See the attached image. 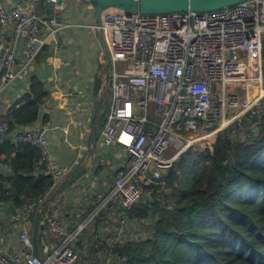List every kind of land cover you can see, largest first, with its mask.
Listing matches in <instances>:
<instances>
[{"label":"built area","instance_id":"1","mask_svg":"<svg viewBox=\"0 0 264 264\" xmlns=\"http://www.w3.org/2000/svg\"><path fill=\"white\" fill-rule=\"evenodd\" d=\"M60 1L16 0L10 8L0 1V69H6L0 72V94L20 75L19 44L24 46L26 63H32L47 44L55 42L61 27L54 9ZM40 4L45 6L44 16L38 10ZM50 5L52 14L47 13ZM25 6L31 7L26 10ZM87 28L101 37L100 100L107 80L111 84V101L98 141L104 148H120L125 158L110 190L84 222L67 232L65 224L43 213V208L39 253L32 251L31 226L26 224L18 233L19 250L3 249L0 264H79L77 236L85 225L102 217L111 230L104 235L100 230L95 245L110 255L120 242L129 212L135 204L151 199L154 187L164 186L166 175L185 152L209 148L218 134L242 131L245 120L264 118V0H247L207 13L129 15L111 9L102 15L99 27ZM251 51L257 59L256 77L249 67ZM256 79L260 94L248 102L247 86ZM6 132L7 124L0 120V137ZM14 142L38 151L42 173L54 185L69 171L53 167L44 129L19 128ZM41 202L36 209L23 205L24 216L30 218ZM90 264H101L98 255H92Z\"/></svg>","mask_w":264,"mask_h":264},{"label":"trees","instance_id":"2","mask_svg":"<svg viewBox=\"0 0 264 264\" xmlns=\"http://www.w3.org/2000/svg\"><path fill=\"white\" fill-rule=\"evenodd\" d=\"M261 56L263 76L264 39ZM98 88L96 77L95 91ZM48 98L40 79L30 77L28 92L16 102L18 106L1 115L6 133L32 126ZM244 124L241 134L230 129L218 134L209 148L188 150L179 158L178 185H174L175 169L165 177L171 190L165 198L169 209L156 200L157 186L151 201L145 199L130 211L132 217L145 219L150 207L158 219L148 239L113 247L111 256H117L119 264H264V118ZM1 154L11 174H0V204L36 209L55 186L49 175H35L38 151L0 141Z\"/></svg>","mask_w":264,"mask_h":264},{"label":"crops","instance_id":"3","mask_svg":"<svg viewBox=\"0 0 264 264\" xmlns=\"http://www.w3.org/2000/svg\"><path fill=\"white\" fill-rule=\"evenodd\" d=\"M6 7H13L16 0H0ZM61 2V1H60ZM38 10L45 15V6L40 4ZM29 10L31 6H25ZM65 2L55 7L59 20L63 18L61 11L67 9ZM79 15L70 13L65 19L67 22L60 24V39L57 47L56 41L45 46L32 63H26L24 46H17L18 65L21 66L20 75L14 82L0 94V118L5 114L25 93L28 92L30 77L35 76L44 84L49 93V98L40 109L38 120L28 127L44 129L49 152L54 168L70 169L82 157H87L90 149V130L88 128L89 116L92 114L95 102L100 100L99 91L104 80V73L99 64V51L101 50V37L86 33L87 26L73 21ZM80 25V26H79ZM68 28H73L69 31ZM82 30H78V29ZM44 38V34H43ZM95 59L98 63L96 72H85L78 75V65H90ZM99 80V88L95 91V79ZM72 93L71 97H66ZM105 95V93H104ZM16 104V105H15ZM46 117V122L42 118ZM21 128V127H20ZM16 131V130H15ZM11 131L1 137V142H9L11 146H17L14 142V132ZM94 162L89 177L82 180L81 188L77 184L72 186L60 185L63 179L49 190L43 201H47L43 213L54 215L60 222L65 224L67 232H72L88 217L94 205L103 198L112 186L115 171L122 165L125 153L118 147L104 148L99 141L94 143ZM38 162L35 164V175L42 173ZM0 174H11L6 157L0 155ZM60 188V189H59ZM32 220L25 217L21 208H15L11 202L0 204V252L8 250L15 252L18 249V233L24 225H32ZM105 218H100L84 226L77 236L75 248L80 256L79 264H88L92 255L106 258V253L100 251L96 237L100 230H107ZM41 241H39V244ZM87 249V252H86ZM83 258L85 261H83ZM109 261V259H107Z\"/></svg>","mask_w":264,"mask_h":264},{"label":"water","instance_id":"4","mask_svg":"<svg viewBox=\"0 0 264 264\" xmlns=\"http://www.w3.org/2000/svg\"><path fill=\"white\" fill-rule=\"evenodd\" d=\"M90 4L94 10V24L99 27L101 25L102 15L111 10L116 9L122 11L125 14H141V15H163L171 13H207L218 11L226 8L234 7L240 3L247 0H89ZM61 3L58 2L57 5ZM53 5L49 6L48 14H52ZM48 32H46L47 34ZM56 45L59 46L60 39L58 35H54ZM5 68H1L0 72L4 73ZM107 80V73H106ZM110 81L107 80V84L103 86L102 91L105 93L102 100L95 102V107L93 108L92 114L89 116L88 128L90 130V149L87 157H82L63 177V182L60 188L63 186H72L77 184L81 188L82 180L89 177L90 171H92V166L94 162V143L98 142V135L102 129L105 116L111 101L110 94ZM59 188V189H60ZM151 201V199H149ZM47 201L41 202L40 206L33 215L30 239L32 243L33 253H39V241L41 244L43 240L42 226L39 225V221L42 216V209L46 206ZM140 202L135 204L134 208L138 209L140 207Z\"/></svg>","mask_w":264,"mask_h":264},{"label":"rangeland","instance_id":"5","mask_svg":"<svg viewBox=\"0 0 264 264\" xmlns=\"http://www.w3.org/2000/svg\"><path fill=\"white\" fill-rule=\"evenodd\" d=\"M63 2H65L66 6L68 7L67 9L61 11V14L63 16V18L61 20H58V24L60 25L63 22H67L65 21V19L69 16L70 13H74L76 15H79L77 18L73 19V21L68 22L67 24H72L73 22H77L80 23L82 26L84 24H91L93 23L94 20V10L90 4L89 0H61ZM41 7V6H39ZM80 26V25H79ZM73 28H68L69 31H72ZM78 29V28H77ZM78 30H82V29H78ZM86 31V33L88 32V29H84ZM91 34V33H89ZM93 35V34H91ZM98 35L99 33L95 34V36ZM91 64L90 65H78L77 66V73L78 75L83 76L85 74V72L87 73H91L92 69H95L94 71L96 72L97 68H98V63L95 59L90 60ZM249 67L254 75V77L257 76V59H256V54L254 51H251L250 53V57H249ZM263 63V62H262ZM262 73H263V64H262ZM264 77V75H263ZM257 82H255V84H248V90L246 93V97L248 99V102L252 100L253 96H254V91L256 89V85ZM264 86V84H263ZM244 89H240L238 90L239 95H241L243 98L245 97L244 95ZM245 129V128H244ZM244 129L242 131H239V134H241ZM174 172L177 175V179H175L174 181V185H178V179L180 178V173L177 169L174 170ZM171 194V190L169 187H167V180L164 179V186L161 185V187L159 189L156 190V200L157 201H161L162 206H167V208L169 209L170 207H168V203L169 201H167V199H165L166 197H168ZM143 202V200L141 201ZM140 202V203H141ZM148 210V214L147 217L145 219H136L134 217H132V213L129 212V215L126 219V224L123 228V235L120 238V245H123L124 242L126 241H131V240H146L151 236L152 233V229L153 226L155 224V222L157 221V216L153 215L151 212L150 207L147 208ZM111 229L104 231L103 235L105 233H108ZM96 239V238H95ZM101 251V250H100ZM87 252V249H86ZM88 253V252H87ZM117 256L113 255H107L106 258H102L100 257L99 259V263L101 264H119V260ZM109 259V261L107 260ZM83 261H85V259L83 258ZM90 264V262L88 263Z\"/></svg>","mask_w":264,"mask_h":264},{"label":"bare ground","instance_id":"6","mask_svg":"<svg viewBox=\"0 0 264 264\" xmlns=\"http://www.w3.org/2000/svg\"><path fill=\"white\" fill-rule=\"evenodd\" d=\"M250 64V63H249ZM257 80V79H256ZM255 82H257V84L256 85H254V86H256V89H255V91H254V96H253V98H252V100L253 99H255L259 94H260V88H259V82H258V80L257 81H252V82H250L249 84H255ZM251 100V101H252ZM250 102V101H249Z\"/></svg>","mask_w":264,"mask_h":264}]
</instances>
